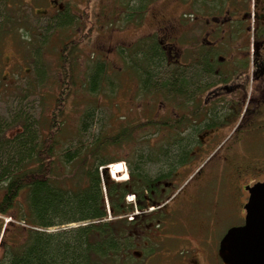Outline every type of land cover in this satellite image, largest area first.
Here are the masks:
<instances>
[{"label": "trees", "instance_id": "16d2710c", "mask_svg": "<svg viewBox=\"0 0 264 264\" xmlns=\"http://www.w3.org/2000/svg\"><path fill=\"white\" fill-rule=\"evenodd\" d=\"M156 1L127 0L121 6L125 25L144 22ZM188 1H183L185 8L180 13L185 23L191 20ZM72 16L70 9L61 11L45 30L49 33L48 28L73 25ZM92 30L89 25L85 35L64 43V85L52 115L45 116V126L40 116L25 113L21 104L19 110L0 111V264H116L117 257L123 256L131 227L133 203H128L126 196L135 194L140 206L148 196L167 197L163 189L176 180L178 170L196 162V149L202 146L205 131L238 119L233 111L241 110V101L233 105L232 101L201 97L200 88L207 89L219 78L215 69L208 67L210 56L205 50L209 47L188 52L183 64L175 47L177 37L166 39L162 32H155L120 48V54L126 60V70L139 81L141 96L173 103V114H157L109 130L100 104L91 102L81 115L78 135L60 143L69 92L77 85L74 54ZM168 41L175 47L172 53ZM35 64L34 81L40 87L45 77L40 68L43 64L38 57ZM88 66L84 86L92 97L99 98L109 85L115 92L105 61ZM29 86L27 91L32 93L35 86ZM126 143L136 148L133 159L108 156L110 145ZM123 160L130 180L112 181L106 166ZM108 205L113 218H109Z\"/></svg>", "mask_w": 264, "mask_h": 264}, {"label": "rangeland", "instance_id": "374dc122", "mask_svg": "<svg viewBox=\"0 0 264 264\" xmlns=\"http://www.w3.org/2000/svg\"><path fill=\"white\" fill-rule=\"evenodd\" d=\"M183 1L187 0H157L150 6L144 22L136 26H127L122 8L127 0H55V2L52 0L51 5L49 0H18L17 5L4 10L5 24L0 25V111H9L21 104L25 113L34 117L40 116L42 126H45L47 124L45 116L52 115L56 98L61 86L64 85L62 83L64 73L61 67V51L64 43L85 35L89 25H92V32L86 36V41L78 45L74 54L76 55L74 62L77 85L69 92L70 96L63 114L62 128L64 130L59 136L60 143L64 144L68 141V137L78 135L81 115L91 102L100 104V113L105 116L103 121L109 130L121 127L122 124H133L157 114L158 116L173 114V103L162 102V99L155 96H141L138 89L139 81L135 80L131 71L126 70V60L120 54V48L129 47L145 36H149L150 33L160 32L158 28L161 25L165 26L166 23L168 30H173L175 33L174 17L184 12ZM66 9H70L72 19H75L74 24L63 26V28H48L50 30L48 33V30H45L48 24L54 21V18L60 14V10ZM12 13L14 17L11 20ZM37 57L43 64L40 68L45 74L40 87L37 81H34L36 76L34 70L38 67L35 64ZM97 60L107 63V71L115 82L116 90L111 92V85L106 86L101 96L94 98L87 92L84 84H87L88 64L93 65ZM29 85L35 86L32 93L27 91ZM97 129H93L92 132ZM231 129L233 128L226 130L221 139L227 137ZM148 130L153 132V129ZM207 136L209 135L203 137V141H207ZM85 141L89 143V137ZM150 146L154 147L153 143ZM135 149L127 143L123 146L110 145L107 154L110 158L133 159L132 153ZM214 149L215 147L212 151ZM253 151L254 149L250 150V152ZM205 154V156L199 155L196 162L191 163L189 168L179 169L180 177L178 176L173 192L178 191L179 187L195 174L197 175L192 179V183H198L201 180L204 182L213 172L218 171L216 173L218 176H211L208 182L203 184L201 193H198V199L202 201L197 207L198 212L195 216L201 226L210 224L212 243L216 246L225 232L229 228L241 225L244 218L240 216V208L235 203L229 202L225 196L226 194L229 196L234 185L230 186L229 180L228 184L224 182L227 176L223 174L226 165L223 164L222 150L216 152L210 162L208 160L211 154L208 152ZM114 163L117 162L110 165ZM118 163L122 164L125 171L118 177H114L109 170L110 179L117 182L130 180V170L126 162L123 160ZM203 164L206 165L204 176L207 177L205 178L200 176L201 173L198 174ZM249 180L250 177L245 182ZM127 197L126 201L133 203L128 201ZM133 214V212L129 213L131 217L134 216ZM130 232L131 229L127 231L129 239L123 256L117 257L116 264H126V261L135 257L132 254L137 248L135 238ZM135 260L134 258L132 262Z\"/></svg>", "mask_w": 264, "mask_h": 264}, {"label": "flooded vegetation", "instance_id": "af4514ba", "mask_svg": "<svg viewBox=\"0 0 264 264\" xmlns=\"http://www.w3.org/2000/svg\"><path fill=\"white\" fill-rule=\"evenodd\" d=\"M49 3L51 5L52 0ZM188 3L190 22L185 23L178 14L174 17L175 33L168 30L167 23L158 31L166 39L177 37L175 47L184 59L183 64L187 62L188 52L195 53L205 45L209 47L205 50L210 56L208 67L214 68L219 78L214 85H207V89L200 88L202 99L213 97L215 101H208H232L233 105L242 102L241 110L233 111L234 116H238L234 123L205 131L196 154L199 157L208 152L210 162L215 153L222 150L226 165L223 174L227 176L224 182L228 184L229 180V185H234L230 197L225 196L240 208L244 223L250 188L264 182V0H189ZM17 4L18 0H0V25L5 24L4 10ZM13 17L12 13L11 20ZM168 42L172 53L175 47ZM231 127V133L221 139ZM207 134V141H203ZM251 149L254 151L250 152ZM193 162L184 168H189ZM205 170V164L198 170L202 178L207 177ZM179 171L176 180L163 189L167 197L153 199L148 196L146 204L140 206L136 196L134 216L130 219V233L137 248L132 254L136 259L132 264H224L218 251L224 235L213 246L210 224L201 226L195 219L202 201L198 193L211 176H218V171L204 182L192 183L195 174L173 192Z\"/></svg>", "mask_w": 264, "mask_h": 264}, {"label": "water", "instance_id": "95a60500", "mask_svg": "<svg viewBox=\"0 0 264 264\" xmlns=\"http://www.w3.org/2000/svg\"><path fill=\"white\" fill-rule=\"evenodd\" d=\"M245 223L229 228L221 239L224 264H264V182L250 188Z\"/></svg>", "mask_w": 264, "mask_h": 264}, {"label": "bare ground", "instance_id": "6f19581e", "mask_svg": "<svg viewBox=\"0 0 264 264\" xmlns=\"http://www.w3.org/2000/svg\"><path fill=\"white\" fill-rule=\"evenodd\" d=\"M106 168L108 170H111L112 175L114 177H118L120 173H122L123 171H125L124 168H123V166H122V164H120L118 162L117 163H114L113 165H108V166H106ZM124 178H127V177L124 176ZM124 178H122V179H124Z\"/></svg>", "mask_w": 264, "mask_h": 264}]
</instances>
